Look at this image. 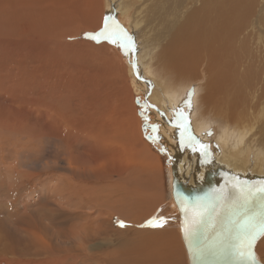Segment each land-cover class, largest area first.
Listing matches in <instances>:
<instances>
[{
  "label": "rangeland",
  "instance_id": "1",
  "mask_svg": "<svg viewBox=\"0 0 264 264\" xmlns=\"http://www.w3.org/2000/svg\"><path fill=\"white\" fill-rule=\"evenodd\" d=\"M99 4L100 0H0V264H124L135 262L142 252H152L150 264L160 260L157 264H189L180 228L166 231L149 225L153 218H163L159 212L166 213L164 216L170 210L175 212L171 201L174 156L154 132L157 119L165 115L164 102L151 99V93L156 92L148 89L147 75L134 70L139 63L132 62V72L128 71L131 52L142 44V38L135 35L140 27L133 31L129 26L131 31L126 34L128 23L119 12L113 14L114 7L104 10L103 17L99 7L94 23L65 27L71 15L86 20L92 15H78ZM233 8V0H194L179 17L181 24L193 22L190 16L194 11L199 20L207 17L222 22L214 26L219 35L211 30L198 42V48L211 56V42L227 44L221 50L227 49L228 73L221 84L229 95L218 96L224 100L235 90L246 88L250 97L248 78L254 86L261 76L264 84V0H246L239 9ZM230 13L231 27H235L232 36L246 22L262 36L250 41L255 63L246 47L242 46L243 50L235 42L237 45H230L231 30H223ZM106 18L109 31L118 34L115 43L92 38L104 28ZM57 29L73 32L65 37ZM240 61L244 65L232 72L229 65ZM197 86L185 90L191 100L199 94ZM257 103L259 108L246 104L239 112L246 117L259 115L258 124L264 130V98ZM132 105L139 122L133 116L130 119ZM188 106L182 109V129L193 121ZM175 114L180 116L178 111ZM169 117L172 121L173 116ZM127 119L134 124L138 138L132 135L134 127ZM219 131L212 128L206 136L216 137ZM206 148L210 161L212 153L222 151L220 146L216 151ZM227 169L237 171L231 166ZM70 189L75 190L72 196ZM22 227L46 236L39 255L26 243L28 239H22ZM66 234L75 238L70 240ZM13 239L17 244L25 241L27 255L20 253ZM155 243L160 251L154 249ZM256 256L264 263L259 245Z\"/></svg>",
  "mask_w": 264,
  "mask_h": 264
},
{
  "label": "bare ground",
  "instance_id": "2",
  "mask_svg": "<svg viewBox=\"0 0 264 264\" xmlns=\"http://www.w3.org/2000/svg\"><path fill=\"white\" fill-rule=\"evenodd\" d=\"M192 1L194 0H129V2L127 0H112V1L100 0L99 5H94L92 8L85 9L83 11L86 12L85 15H78L80 17H87L89 14H91L92 15L90 16L91 18L89 17L88 19L84 20L71 15L69 18L70 20L65 22V27L68 28H75L77 26H80L79 24H81L84 21H86V23L89 25L96 21V19L94 18H96L97 16V11L99 12L98 10L99 7L101 8V11L99 13L100 15L102 14L101 15L102 17L104 14V10L114 7L115 11H113V14L118 15L119 12L121 16L128 23L127 25H125L126 27H124L126 34H129V32L131 31V29L130 31L128 30L129 26L132 28L133 31L137 27H140L139 32L135 35H137L138 39L142 38L141 41L142 44L140 45V48L138 47L137 49L135 48L134 50L138 53L133 51L131 52L130 57L132 60H130V62L128 61L129 62L128 64L130 65L127 66H129L128 71L129 73H131L133 69L132 62L134 64L139 63L138 70L136 69L134 70L136 72L138 71V73L140 72L139 74L141 76L147 75L145 77H147L146 82L149 84L148 89L152 90V92L158 93V94L151 93V99L160 102L163 101L164 102L163 104L165 106L163 112L165 114L164 116H166L167 118L162 116L163 119H157L160 121H158L159 122L157 123L158 127L156 126L154 132L155 135L157 136L156 138L160 139L162 141L161 143L165 144L164 146L167 148V151H169V153L173 154L174 156L173 157L174 162L171 160L172 162L171 201L173 203V206L175 207V212L172 213L171 212L172 210H170V214L164 216L166 213L160 214L159 212L160 210H159L158 211L159 214H157V215H163L162 217L164 223L162 224V226L159 227L166 229V231L171 229L173 230V226L177 230V228H180V222H181L178 208L174 200V197L172 195V181L174 177L173 169H176L175 171L176 177L179 178L180 181H183L184 184L186 183L195 184L196 182L199 181L202 182V180L204 179L205 172H208L217 167H222L224 170L228 172H232L235 175L240 176L241 178L244 177L245 179H252V178L255 179L258 177H264V139H263L264 130H262L261 126L258 124L259 115L246 117V116H242L240 114L241 112H239V108L241 107V111H243V108L246 107V104L252 106L253 108H255L256 106L257 107L261 106L260 103H257V100L259 98H264V84H261L262 77L261 76L258 77L254 86H252V82L249 78L246 80V84L249 86L248 88L252 89V94H250L251 95L250 97L248 96L249 98L246 96L248 95V93L246 94V89H247L246 88L243 90H235L230 94V97L227 98L226 100L218 99L219 95H224V96L229 95L225 90V85L221 84L225 81L228 73V64L225 60V54L227 49L221 50L223 48H226L227 44L225 42H219L217 40L211 42L208 45V47L213 54L211 56L209 54L208 56H206L202 54L203 51L200 48H198V42L202 40L211 30H213L215 34L219 35L215 31L214 26L221 25L222 22L220 20L213 21L211 19H208L207 17H203L202 19L199 20V18L195 15L193 11V13L190 16L193 22L184 21L181 24L180 14L187 9V7L191 4ZM233 1H234L233 10L239 9L246 2V0H233ZM178 2L179 5L177 8ZM152 6H156V7L154 8ZM56 7L57 6H55L54 8ZM88 11L89 13L87 14ZM1 12L2 10L0 11V13ZM155 12H157V15L155 14ZM93 15L96 16L93 17ZM230 17H231V13L228 14L226 27L223 29L226 31L231 30V35L229 37V40L231 38L232 42H230V45L237 43L241 48L242 46L246 47L250 51V54L255 63V53L253 51V47L250 45L251 44L250 41L256 40L258 38H262V36L259 34L257 30H250L248 28V22H246L241 26V28L236 32L235 36H232L235 32V27L234 28L231 27ZM195 19L196 20L198 19V21H194ZM125 20H123V22ZM207 23H209V25H207ZM67 30L61 29L60 31H58L57 29L60 35L63 34L64 32L66 34L65 37L66 36L68 37L70 33L73 32V30H71L69 31V33H67ZM129 38L131 37L129 36ZM165 42L168 43L164 44ZM160 43L163 46H161ZM62 44L63 43H59V45ZM123 45L126 46L125 44ZM64 46L66 45L64 44L63 47ZM156 49L159 50V52H157ZM84 51L85 49L83 50V52ZM117 54L119 61L123 62L122 59L124 58H121L120 57L121 55L119 53ZM126 54L127 53H124L123 56L126 57ZM240 65H244V63L242 61L237 63H231L229 65V68L231 69L232 72L235 73V69L236 72L239 71ZM148 77L151 78V80H149ZM139 83L140 81L138 82V85H141ZM196 84H198V86L196 87L195 92L197 91L199 94L197 93L198 94L197 96L194 95V99L191 100L192 98H189L188 93L187 92L185 93V90L188 88L195 87ZM204 91L205 94L203 93ZM187 105H189L188 109L190 113L188 112V110L187 112L189 113V116L193 118V121L182 129V127L180 126V124H183L182 122H184L182 120V113H183L182 109L186 108ZM132 109H134V105L130 107V112L128 110V113H130L129 115L130 119H132L133 116L134 119L138 120L136 118V113ZM177 111L180 113V116L176 118L175 113ZM152 114L154 115V113ZM213 114L214 117L212 118ZM169 116L171 117L173 116L172 121L170 120ZM127 122L129 124L131 123L128 121V119ZM132 125H133L132 127H134V124ZM212 128L220 130L219 131L220 133H217L216 137L210 136V138H207L208 136L206 135L209 134L208 131ZM129 129L132 130L131 128ZM258 129L261 131L260 133L256 131ZM212 132L213 131H211V133ZM136 134L138 133H135V127H134V134L132 135H135V137L138 138ZM132 135H129L130 138ZM124 138L126 137L124 136ZM213 145L217 147L220 146L222 151L220 150L216 151L217 147H215L214 149ZM207 146H210L212 150L216 151L212 153L213 155V158H211L212 161H210V159H207L206 156ZM241 157H243V160L239 161ZM224 165H227V168H230L231 166L232 168L237 169V171L234 169L237 173L231 169H227L223 167ZM83 174L86 175L84 172ZM79 178L81 180L85 179L81 176ZM73 192H75V190L70 189L68 192L69 196H72L71 194ZM113 204L114 203H112V205ZM168 216H170V218H167ZM3 219L4 218H2V222ZM157 219H161V216L160 217L157 216ZM167 224H169V227H167ZM19 229H21L20 232L23 237L22 239H24V237L26 240L28 239L26 243H28V245L32 247L34 254H37L39 252L37 254L39 255L40 254L39 250L43 249L42 247L45 244L46 241L45 239H47L46 236L41 233L45 238L43 240L42 239L43 236L41 237V235H38L39 233L37 234L34 229L32 230L27 227L25 228L22 227ZM163 229L162 231L165 234L166 231H164ZM179 230L181 232V228ZM74 232H76L75 229ZM170 234L174 240L175 237L174 235H172V232ZM65 236L70 240L72 239V237L75 238L74 235L68 236V234H66ZM169 239H170L168 240L170 242L169 244H171L172 246L171 237H169ZM13 240L14 243H16L17 240L16 239ZM24 243L25 241L24 242L22 241L20 244L17 243L16 244L19 247L20 253L27 255L26 252L28 251V249H26V247L28 245ZM157 243L159 244V242ZM169 244H167L168 248L170 246ZM258 245L260 250H264V236H261L257 240L255 251L256 248H258ZM156 246L157 244L155 243L154 249L156 251H160L159 248H157ZM2 253H4L5 257L7 256L6 255L7 252L5 250L2 251ZM150 253L145 255V253L142 252L140 254V257L134 260L135 262H128L129 261L128 260L125 261L124 264L125 263L150 264L151 261L149 260ZM160 259L161 258H159V260ZM16 260L18 259H15V261ZM119 261L121 262V260ZM162 261L163 260L157 261V263L158 262L160 263ZM35 263H37V260H35ZM157 263H152V264H157Z\"/></svg>",
  "mask_w": 264,
  "mask_h": 264
},
{
  "label": "water",
  "instance_id": "3",
  "mask_svg": "<svg viewBox=\"0 0 264 264\" xmlns=\"http://www.w3.org/2000/svg\"><path fill=\"white\" fill-rule=\"evenodd\" d=\"M175 171L173 169L172 195L180 215L189 264H237L238 258L225 247L231 238L230 229L246 210L252 213L260 208V202L254 199L246 209L241 189L255 190L264 184V177L245 179L217 167L205 172L202 182L184 184L176 177ZM197 213L202 214L203 222ZM186 228L195 235L186 237ZM256 242L255 261L263 264L256 256ZM198 248L203 252L198 253Z\"/></svg>",
  "mask_w": 264,
  "mask_h": 264
},
{
  "label": "snow or ice",
  "instance_id": "4",
  "mask_svg": "<svg viewBox=\"0 0 264 264\" xmlns=\"http://www.w3.org/2000/svg\"><path fill=\"white\" fill-rule=\"evenodd\" d=\"M118 34L109 31L107 24V18L105 21L104 28L97 34L92 36L93 39L100 41V39H107L115 43ZM121 47H124L121 44ZM244 205L247 209L249 203L254 199L260 202V208L258 212L249 213L247 210L244 214L233 222V228L230 229V239L225 243V247L234 256L238 258L237 264H256L254 245L258 237L264 236V184L253 190L252 188L241 189ZM201 216V222H203L202 214L197 213ZM121 227H123V222ZM164 223L163 218L157 222L156 218L149 221V225L152 227L162 226ZM234 232V235L232 233ZM186 237L195 235V232H189L185 229ZM198 253H202L203 249H197Z\"/></svg>",
  "mask_w": 264,
  "mask_h": 264
}]
</instances>
